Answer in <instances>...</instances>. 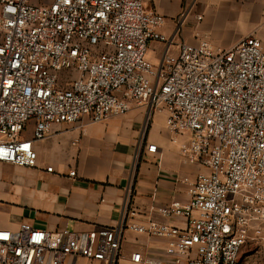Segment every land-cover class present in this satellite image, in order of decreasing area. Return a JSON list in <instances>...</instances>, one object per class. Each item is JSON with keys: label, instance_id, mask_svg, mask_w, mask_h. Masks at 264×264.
<instances>
[{"label": "built area", "instance_id": "1", "mask_svg": "<svg viewBox=\"0 0 264 264\" xmlns=\"http://www.w3.org/2000/svg\"><path fill=\"white\" fill-rule=\"evenodd\" d=\"M39 1L0 0V163L35 168L34 142L54 126L103 123L147 106L165 116L171 135H190L180 152L205 173L189 184L186 205L160 210L185 218V228L128 222L134 212L97 233L21 223L0 229V264H118L124 228L165 238L168 264H250L244 249L264 246L262 42L251 36L228 50L182 43L156 67L147 54L153 42L169 44L166 18L146 0Z\"/></svg>", "mask_w": 264, "mask_h": 264}, {"label": "crops", "instance_id": "2", "mask_svg": "<svg viewBox=\"0 0 264 264\" xmlns=\"http://www.w3.org/2000/svg\"><path fill=\"white\" fill-rule=\"evenodd\" d=\"M146 9L166 18L161 34L169 44L153 42L147 54L156 67L182 43L205 40L228 50L254 36L264 49V0H146ZM147 111L135 106L127 116L103 123L54 126L47 138L34 142L35 168L0 163V229L16 231L28 223L49 232L97 233L119 228L131 212L128 222L185 228V218L160 210L186 205L189 184L205 170L181 154L191 137L171 135L164 115L144 135L145 147L136 157ZM32 130L29 124L24 137L31 138ZM148 144L159 152L148 153ZM166 247L163 237L124 228L118 264H168ZM133 254L142 261L132 262ZM65 264L104 263L74 257Z\"/></svg>", "mask_w": 264, "mask_h": 264}, {"label": "rangeland", "instance_id": "3", "mask_svg": "<svg viewBox=\"0 0 264 264\" xmlns=\"http://www.w3.org/2000/svg\"><path fill=\"white\" fill-rule=\"evenodd\" d=\"M39 2H40L39 0H32L33 4H38ZM159 116H161V115H158V114L150 115L149 111H147L145 124H144L143 129H142L141 139H140V141L138 143V147H137V152H136L137 158L140 155V151H142L145 147L142 143L143 142L142 138H144V135L146 133H149V131L153 128V126L155 124V120ZM249 253H253V258H251L250 264H261L262 258L264 255V246L261 243L253 242V243L249 244L246 247V249H244L243 255L245 256Z\"/></svg>", "mask_w": 264, "mask_h": 264}]
</instances>
